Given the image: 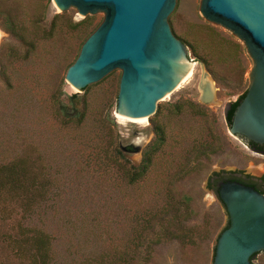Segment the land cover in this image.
I'll return each instance as SVG.
<instances>
[{"label":"rangeland","instance_id":"1","mask_svg":"<svg viewBox=\"0 0 264 264\" xmlns=\"http://www.w3.org/2000/svg\"><path fill=\"white\" fill-rule=\"evenodd\" d=\"M13 3L26 21L41 18L46 6L45 22L59 14L51 0ZM63 15L75 23L83 20L74 8ZM92 18L97 28L104 15ZM168 21L173 35L186 43L194 68L144 123L114 118L117 95L92 85L77 94L65 82L84 41L66 29L38 42L27 61L9 67L8 83L0 77V163L38 160L43 177H50V199L27 224L52 237L53 264H94L101 257L121 256L154 215L164 227L158 235L188 234L195 244L164 241L150 253L153 264H212L215 240L228 216L207 188L210 179L222 173L264 177V152L231 136L225 118L228 105L245 92L243 85L181 0ZM12 47L18 43L0 24L1 65ZM203 81L213 89L209 105L200 101ZM74 94L85 118L80 126L64 127L54 117L53 99L66 102ZM150 120L162 126L165 141L144 178L130 185L119 165L124 160L140 165L154 139ZM134 143L140 153L120 149ZM212 143L217 152L207 150ZM201 147L206 148L202 154ZM252 262L264 264V253Z\"/></svg>","mask_w":264,"mask_h":264},{"label":"water","instance_id":"2","mask_svg":"<svg viewBox=\"0 0 264 264\" xmlns=\"http://www.w3.org/2000/svg\"><path fill=\"white\" fill-rule=\"evenodd\" d=\"M246 91L228 131L247 145L264 146V0H181ZM59 14L104 15L82 44L65 82L81 93L94 86L117 95L116 115L149 119L193 65L170 28L176 0H51ZM201 103L214 99L200 84ZM231 104V103H230ZM227 110L229 109V106ZM225 112V118L227 115ZM124 153H140L131 144ZM228 226L214 245L212 264H254L264 253V195L238 182L220 183Z\"/></svg>","mask_w":264,"mask_h":264},{"label":"trees","instance_id":"3","mask_svg":"<svg viewBox=\"0 0 264 264\" xmlns=\"http://www.w3.org/2000/svg\"><path fill=\"white\" fill-rule=\"evenodd\" d=\"M7 2L11 3V6H8ZM0 8V24L4 31L18 43V47L7 50L2 58L4 64H0V77L6 83H8L7 69L16 63L27 61L38 42L52 39L60 29L76 33L85 41L96 29L92 17H86L75 23L63 14H56L47 23L45 22L47 6L43 9L41 18L31 21H26L25 17L20 16L19 9L14 5L13 0H0ZM183 43L186 45L185 42ZM245 93L246 91L239 96L237 101L231 103L227 110L228 128L234 111ZM78 105L79 96L77 94L66 97V102L55 97L53 111L57 122L64 127L80 126L85 117ZM150 122L154 139L144 149L140 165L138 167L131 166L127 160L119 165L125 180L130 185L136 184L144 178L151 165L152 156L160 150L165 141L162 126L155 124L153 120ZM248 147L258 153L264 152V146L249 143ZM205 150V147H201L199 153L202 154ZM207 150L213 153L217 152L219 147L212 143ZM115 152L120 157V152ZM120 158L122 159V157ZM38 162V160L18 158L7 163H0V264H53L52 237L45 231L27 224L31 215L50 199L52 193V181L50 177H43L44 169ZM213 176H217V174H213ZM261 180L262 184L259 185L258 192L264 195V177ZM207 188L214 193L220 205L225 209L219 199L218 189L212 185L211 179ZM227 226L228 224L220 233ZM162 229L164 227L161 226L157 215H154L150 220L144 221L137 230L135 243L130 250L125 251L121 256L101 257L94 264H153L150 253L155 246L164 243V241L174 240L180 244H195L191 242V239H188L190 238L188 234L169 235L165 232L163 235H158L157 232L160 230L162 232ZM127 252L129 255L125 254ZM257 255H253L250 260L253 261Z\"/></svg>","mask_w":264,"mask_h":264},{"label":"flooded vegetation","instance_id":"4","mask_svg":"<svg viewBox=\"0 0 264 264\" xmlns=\"http://www.w3.org/2000/svg\"><path fill=\"white\" fill-rule=\"evenodd\" d=\"M262 178H251L246 175H229L227 176L226 174H217V176H212L211 178V183L212 185L219 189L220 183L223 182H238L240 184H243L248 187L254 188L256 191H259V185L262 184Z\"/></svg>","mask_w":264,"mask_h":264},{"label":"bare ground","instance_id":"5","mask_svg":"<svg viewBox=\"0 0 264 264\" xmlns=\"http://www.w3.org/2000/svg\"><path fill=\"white\" fill-rule=\"evenodd\" d=\"M194 68V64L190 67V70L188 71V73L186 74V76L181 80V82H185V80L187 79V77L190 76L191 72H192V69ZM180 82V83H181ZM204 82V81H203ZM209 82V81H208ZM116 118L119 120V121H130V122H134V123H144L146 120L145 119H137V120H131V119H128V118H125V117H122V116H118L116 115ZM134 145L137 146L136 143H134Z\"/></svg>","mask_w":264,"mask_h":264}]
</instances>
